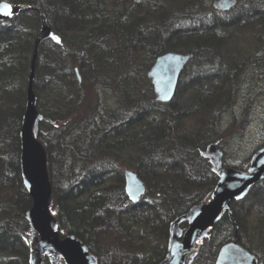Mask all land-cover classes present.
Masks as SVG:
<instances>
[{"label":"trees","instance_id":"trees-1","mask_svg":"<svg viewBox=\"0 0 264 264\" xmlns=\"http://www.w3.org/2000/svg\"><path fill=\"white\" fill-rule=\"evenodd\" d=\"M9 1L40 8L62 38L41 42L34 82L61 235L79 237L98 264H159L172 221L212 199L219 176L201 152L219 140L225 166H249L227 148L232 131L252 122L250 107L239 117L232 110L251 70L264 96V41L250 54L241 42L255 25L264 32V0H239L228 11L214 0ZM41 30L39 9L0 22V264H30L33 199L21 129ZM168 51L193 53L183 76L194 70L186 92L181 78L174 99L161 102L148 72ZM105 96L116 104L103 105ZM126 167L146 184L138 202L127 194ZM233 207L242 245L264 262V180ZM233 239L225 213L194 247L192 264H216ZM44 264L54 263L46 256Z\"/></svg>","mask_w":264,"mask_h":264},{"label":"water","instance_id":"water-1","mask_svg":"<svg viewBox=\"0 0 264 264\" xmlns=\"http://www.w3.org/2000/svg\"><path fill=\"white\" fill-rule=\"evenodd\" d=\"M238 2L214 0L213 5L219 11H228L236 7ZM4 5L10 7L5 9ZM30 9H39L42 21V30L36 39L33 53L21 129V167L24 184L33 199V205L27 213L32 227L30 264H44L46 256H50L54 264H98V257L79 237L74 234L62 236L60 233L59 220L52 212L56 204L48 152L39 139L40 123L45 119L38 109V96L34 90L39 46L46 38H52L58 44L62 43V38L52 30L43 11L37 6L0 0V22L10 21L23 10ZM193 57V53L168 51L157 58L148 72L157 100L171 102L174 99L181 76ZM79 79L82 80L80 74ZM219 143V140L214 141L201 152L219 176L212 199L194 205L172 221L169 253L159 264H192L196 256L194 247L208 237L210 230L222 220L225 213L235 225V239L221 247L216 264H264L242 245L233 207L234 202L244 200L264 180V146L253 154L249 168L244 170L224 165L225 152ZM125 176L127 194L132 201L138 202L147 191L146 184L138 172L129 167L125 168ZM184 223L187 227H183Z\"/></svg>","mask_w":264,"mask_h":264},{"label":"rangeland","instance_id":"rangeland-1","mask_svg":"<svg viewBox=\"0 0 264 264\" xmlns=\"http://www.w3.org/2000/svg\"><path fill=\"white\" fill-rule=\"evenodd\" d=\"M263 41L264 32L261 31L259 25H255L254 27H252V29L249 31V35L241 39V42L245 44L246 50L249 54L253 53L256 50V47H258L259 44ZM192 70L194 69L188 70L184 76L183 74L181 76V78L184 79L183 81L181 79L182 92H186L187 88H189V77L192 75ZM198 71H201L200 74H206L205 72L208 71V69L206 67H203ZM245 78L247 79V81L244 83V88L241 90L239 103L237 107L236 105L235 108L232 107V110H235L239 117L243 115L244 107H246V109L250 107V111L253 114L251 116L252 122L250 123L248 121V124L246 123V125L240 124L232 131L234 135H232V139L228 143L227 156L235 163H244L249 159L250 166L253 154L259 149L262 143H264V96L262 90L263 81L261 80L258 72L255 73L253 72V70H251V73H249L248 75L246 74ZM251 90H254L252 97L250 96ZM102 101L103 105L109 104L112 106L116 104L115 99H110L109 101H107L106 96L102 99ZM247 101H249L250 103H248ZM240 128L243 129V132L238 131ZM237 133L243 136L235 137ZM249 166H247V168L245 169L247 170Z\"/></svg>","mask_w":264,"mask_h":264},{"label":"snow or ice","instance_id":"snow-or-ice-1","mask_svg":"<svg viewBox=\"0 0 264 264\" xmlns=\"http://www.w3.org/2000/svg\"><path fill=\"white\" fill-rule=\"evenodd\" d=\"M5 9H8L10 6H8V5H4L3 6Z\"/></svg>","mask_w":264,"mask_h":264}]
</instances>
